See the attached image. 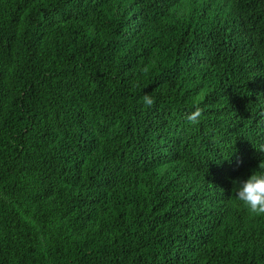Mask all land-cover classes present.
<instances>
[{"label":"trees","instance_id":"obj_1","mask_svg":"<svg viewBox=\"0 0 264 264\" xmlns=\"http://www.w3.org/2000/svg\"><path fill=\"white\" fill-rule=\"evenodd\" d=\"M258 164L264 0H0V264H264Z\"/></svg>","mask_w":264,"mask_h":264},{"label":"clouds","instance_id":"obj_2","mask_svg":"<svg viewBox=\"0 0 264 264\" xmlns=\"http://www.w3.org/2000/svg\"><path fill=\"white\" fill-rule=\"evenodd\" d=\"M145 108H150L155 103V98L145 94L139 101ZM203 115V109L194 106L186 114V120L191 124H197ZM232 194L236 202L244 207L250 215L264 216V166L253 168L246 177H237L232 181Z\"/></svg>","mask_w":264,"mask_h":264}]
</instances>
